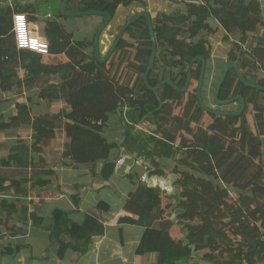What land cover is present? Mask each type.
I'll use <instances>...</instances> for the list:
<instances>
[{
    "label": "trees",
    "instance_id": "trees-1",
    "mask_svg": "<svg viewBox=\"0 0 264 264\" xmlns=\"http://www.w3.org/2000/svg\"><path fill=\"white\" fill-rule=\"evenodd\" d=\"M132 5L143 8L145 2L71 0L66 12L102 11L115 19L119 7ZM186 6L185 13L158 14L153 20L158 53L148 78L150 86L169 80L183 89L189 64L204 57L206 71L201 93L205 106L211 110L206 94L216 72L209 65L208 36L223 30L224 41H231L234 47L229 61L236 63L245 83L264 88V32L259 33L264 31L262 1L203 0L200 5ZM17 8L23 14L31 10V6ZM63 18L59 9L45 21V55L18 49L14 19L10 29L0 34V95H16L21 89L38 87L40 98L49 104L61 100L69 108V112L64 110L57 116H35L29 106L16 103L17 114L8 123L0 119V133L24 124L32 130L30 145L18 139L11 143L8 154L0 155V225L7 226L12 237H26L28 232L33 234L43 228L44 218L31 212L24 200L31 197L32 189L48 190L50 180L45 177L52 171L45 168L47 162L37 154L57 137L59 118L64 120L67 138L64 157L77 165L103 164L99 176L109 183L117 164L109 160L113 145L108 143L104 131L111 125V118L120 114L125 138L133 124L155 120V134L176 145L182 158L172 172L179 174L180 166L186 170L181 172V198L172 212L164 205V192L159 187H149L140 180L137 190L130 194L125 211L138 219L125 218L120 223L144 228L136 255L156 254L157 264H184L195 252H202L200 259L207 263L229 259L264 264V90L245 85L232 68L219 100L242 96L246 101L244 112L237 117L208 113L199 103L197 88L195 92L183 93L165 85L154 93L145 86L143 74L153 48L145 19L131 26L126 32L129 38L124 36L110 60L101 63L95 52L85 51L94 48V39L90 42L75 38L60 22ZM55 58L58 64L53 63ZM201 68L199 60L192 69L191 85L197 83L198 87ZM21 69L26 72L23 79L19 77ZM3 102L0 99V105ZM236 103L241 106L239 101ZM124 108L128 122L123 116ZM178 108L182 111L176 114ZM103 208L109 210L105 201L97 205V209ZM15 220L19 223L11 226ZM177 227L183 237L172 234ZM47 229L50 248L60 260L69 251L75 254V260L87 254L92 239L104 233L103 223L92 214L77 223L70 212L61 210L52 212ZM2 233L0 242L6 238ZM17 242L21 243L15 248L8 244L3 253L10 256L29 248L22 241Z\"/></svg>",
    "mask_w": 264,
    "mask_h": 264
},
{
    "label": "crops",
    "instance_id": "crops-1",
    "mask_svg": "<svg viewBox=\"0 0 264 264\" xmlns=\"http://www.w3.org/2000/svg\"><path fill=\"white\" fill-rule=\"evenodd\" d=\"M202 1L203 0H186V2H177L175 0H144L145 7L143 8L138 7L137 5H132L128 8L122 6L119 7L117 17L112 19L111 23L112 25L116 24L117 26L121 24L123 27L134 15L142 11H148L152 20H154L158 14L170 15L177 11L185 13L187 4L192 3L200 5ZM261 1L264 2V0ZM61 3L62 2L59 0L1 1L0 34L3 33L1 32L2 30L5 32L10 29L12 19H14L16 15H26L29 24V37L33 45V48L28 51L45 55L48 51V42L42 37V31L44 28L42 29L40 27V21L45 24L44 22L51 18V15L60 9ZM25 6H31V10L24 14L20 13L17 7ZM93 20L94 21L92 22L95 29H92L91 31L89 30V33H86V38L90 42L93 41L97 29L103 21L99 16L94 17ZM65 21L66 19L60 20L61 23ZM109 36L106 35L105 40L108 41L112 38V36ZM101 44L105 45L103 40H101L100 45ZM103 45H101V48H103ZM90 49L94 51L92 46L86 48L85 51L88 54H92ZM55 60L56 62L53 63L58 64V59L55 58ZM23 72L24 75L22 76L21 74ZM129 73L134 74V70L130 71L129 69ZM25 74V70L21 69L19 71V77L21 79L24 78ZM24 89H21L20 91L22 92L23 90L29 92L38 89L39 97L38 87L34 89ZM7 95L9 94H3L2 96L0 95V97L6 101L7 99L4 97ZM9 96L13 97L15 95ZM40 99L49 107H52L55 102L64 103L61 100H55L53 103L49 104L47 100ZM20 104L29 106L32 110V114L35 116L37 114L50 115L49 113L33 109L28 99L25 100V103ZM64 110L69 112V108L65 103L62 111ZM126 110L127 108L123 109V116L128 122L127 115H125ZM121 119L120 114L113 116L111 118V125L104 131V136L108 140V143L113 145V148L110 150L109 160L117 164L116 174L109 183L102 181L99 176L103 164L99 163L94 166L77 165L70 158L64 157V143L61 160L50 167L45 163V168L52 171L48 177H45L46 180H50V184L48 190L43 191V194L37 197V200L42 203L41 208L45 211L43 217H52V212L54 210H61L70 212L72 220L77 223H82L87 214H92L99 219L104 225V233L92 239L91 250L87 254L81 255L76 260L75 254L71 251L67 252L62 260L57 258L53 250L54 248H49L51 244L50 230H48L47 227H49L52 222V220H50L48 221L49 223L46 221L47 225L43 226V228L35 230V232L43 230L42 232L45 233L44 236L37 237L33 240L30 236L27 238L24 237L26 238L24 243L29 245V250L23 249L20 252H16L14 255L9 256L6 253H3V250L12 241L0 242V264H38L39 262L33 261L38 255L34 253L32 242L35 244V240L41 238L43 241H46L45 253H49L46 256L48 257V260L41 264H157L158 256L156 254L139 256L135 253L142 238L144 228L133 224L120 223V220L125 218H132L134 220L138 219L137 216L125 211V204L130 194L137 190L140 180L145 182L149 187L161 188L164 195L166 194L165 191H167L166 188H168L169 180L172 179L173 182L176 181V175L172 171L178 167V163H173L176 159H179V153L177 152L176 145L163 140L155 134V126H151L150 129L147 128L146 119L140 124H133V128L128 137L125 138V128L121 124ZM63 125L64 123L60 124L58 129L60 128L65 136ZM26 126L30 129L29 131H31L29 133V140H31L32 130L28 124L21 125L14 129L26 130ZM9 132L12 131L10 130ZM19 136L20 137H17L16 140L22 139L24 141L21 134H19ZM39 157H42L46 161L43 156ZM119 160H122L123 162L118 164L117 162ZM158 171L162 173H158ZM167 175L170 178L166 177ZM101 201H105L109 205V210L106 208H103L102 210L97 209V205ZM27 203L29 202L27 201ZM0 215H2L1 212ZM172 220L175 221L174 219ZM21 239L22 237L20 240ZM20 240L18 239L17 241ZM19 243L21 242H18V244ZM201 253L202 252H195L191 259L184 264H245L244 262L229 259H219L216 262L207 263L201 261ZM40 254L42 257V253ZM40 258L36 260H40Z\"/></svg>",
    "mask_w": 264,
    "mask_h": 264
},
{
    "label": "rangeland",
    "instance_id": "rangeland-1",
    "mask_svg": "<svg viewBox=\"0 0 264 264\" xmlns=\"http://www.w3.org/2000/svg\"><path fill=\"white\" fill-rule=\"evenodd\" d=\"M263 3V8H264V2ZM177 12H182V11H177ZM175 13V12H174ZM94 17H98V16H87V17H81V18H68L65 17L63 19H66L65 22H63V24L66 26V28L69 29V31H72L73 34H75V38L77 39H82V38H86L87 34L89 33L88 31L95 29V27L93 26V22L94 21ZM93 18V19H92ZM45 23V22H44ZM40 27L43 29L45 27V24L42 23V21H40ZM41 29V31H42ZM122 29V25L120 24L119 26H117L116 24L112 23L109 25V27L103 32V36H102V40L104 41L105 45H103V48L101 49V55L102 57L107 55V53L109 52V50L111 49V47L113 46L115 40L117 39L116 37L118 36L120 30ZM264 31L260 30V34H262ZM264 34V33H263ZM106 35H110L112 36V38H110L108 41L105 40ZM224 31L220 30L218 33L216 34H211L208 36L210 43H211V64L210 67L216 72L215 77L212 78L210 80V88L206 94L207 99H208V106L211 108V110L213 111H229V112H234L236 110L239 109V104L234 102L232 104L226 105V106H219L216 105V102L214 104V91L216 88V85L218 84L220 77L222 75L223 69L225 68V65L227 64V62L230 59V56L233 52V45L231 41H224ZM109 36V37H110ZM126 37L129 38L128 34H125ZM106 49V50H105ZM91 53L95 52L92 51L90 49ZM131 51V49H130ZM135 53V52H134ZM45 60H47V58H45ZM47 61H52V60H47ZM22 76L24 75V72L21 74ZM129 78V77H127ZM197 88V83H193L190 88L189 91L191 92H195ZM25 90V89H24ZM2 97H0L1 99ZM4 98H6L7 100L4 101L1 105H0V117L2 116L3 118V122L8 123L9 122V118L16 115L17 114V109H16V103H25V100L28 99L29 102L31 103V107L33 109H36L37 111L40 112H44V113H49L50 115H55L57 116L62 109L64 108V103L62 102H55L52 107H49L48 105H46V103L43 101H41V99L38 97V89L26 92L23 91L22 92H18V94H16L15 96H5ZM36 105V107H35ZM182 108H178L175 113L179 114L181 113ZM206 119H208L207 117H205V121ZM60 123H58V126L62 123H64V120L62 118H59ZM154 121H146V126L148 129H150L151 126H154ZM30 129L26 126V130H19V129H13L11 130L12 132L10 133L9 131H7L6 133H0V155H5L8 154L6 153V151L8 149L11 148V143L16 142V138L20 137L19 134H21L22 138L24 139L25 143H29V145L31 144L30 142V138H29V133L31 131H29ZM57 138L55 140H53L49 146L47 148H43L41 153H38V157L39 156H43L46 161L48 166L50 167L51 165H55L57 164L60 160H61V153H62V149H63V144L66 143V138L64 136V133L62 130H60V128L58 129L57 132ZM5 136H9L7 138H5ZM263 156H264V149H263ZM181 156L179 155V159L173 163H180L181 160ZM264 162V159H263ZM180 165V164H179ZM180 173L177 174L176 177V181L173 182V180H169V184H168V188L167 191H165V195H164V205L168 206V208H171L170 211L172 212V210L174 211L178 200L181 198V191H182V184H181V172L182 171H186L185 169H183V167L180 166L179 168ZM29 172L31 173L32 170H29ZM174 176V175H173ZM168 178H170L168 175L166 176ZM31 185V183H30ZM44 190V189H41ZM31 197L25 200V204L29 206V209L31 212H37L40 214V216L43 217V213L45 212L41 207H42V203L37 200V197H39L40 195L43 194L42 192H39L38 189H32L31 190ZM27 201L29 203H27ZM176 214L174 213V215H172V219L175 220ZM45 221H50L52 220V217L47 216V217H43ZM19 223L18 220H15L13 223L11 222L10 225L14 226L17 225ZM30 223H32V221H30ZM49 223V222H48ZM47 225L46 222H44V224L42 226ZM7 226L5 225H0V231H3V235H5V239L2 240L4 242H8V241H12L10 242L11 245H13L12 247L15 248L16 245H18V242H16L18 239H20L22 237V243H24L26 241L27 237H32V240L40 237V236H44L45 233L41 231H36L33 234L30 232L27 233L26 238H24L23 236H17V237H12L13 236V232L9 231L6 229ZM18 227V226H17ZM172 234L174 236H176L177 238L183 237V232L181 233L180 228H175L174 230H172ZM1 241V242H2ZM43 239H36L35 240V244L33 243V249H34V253L37 256L36 259H39L41 257L42 253V257L40 258V260H36L33 259L34 262H39L38 264H41L43 262H46V260H48V257H46L49 253H45V246H46V241H43ZM29 246V245H28ZM50 248V246H49ZM5 250V249H4ZM25 250H29V248L25 249ZM45 254H44V253Z\"/></svg>",
    "mask_w": 264,
    "mask_h": 264
},
{
    "label": "water",
    "instance_id": "water-1",
    "mask_svg": "<svg viewBox=\"0 0 264 264\" xmlns=\"http://www.w3.org/2000/svg\"><path fill=\"white\" fill-rule=\"evenodd\" d=\"M71 0H63L60 6V13L64 16V17H68V18H81V17H87V16H99L103 19L101 25L98 27L97 32L95 34L94 37V51H95V57L96 59L101 62V63H105L107 61L110 60V58L113 56V54L115 53L116 49L118 48L119 44L121 43L122 39L124 38L127 30L133 26L136 22H138L141 19H145L146 22L148 23V27H149V32H150V36L153 42V48H152V54L149 60V64L148 67L146 69V72L143 74V82L145 84V86L152 92L154 93H158V91L165 85H169L172 88H174L175 90L179 91V92H187L189 87H190V83H191V74H192V68L194 66V64L197 61H201L202 62V68H201V74H200V82L197 88V95L199 98V103L200 105L204 108V110L208 113H212V114H216V115H222V116H240L245 108H246V101L242 96H237L233 99L227 100V101H220L219 100V94H220V90L221 87L228 75V72L230 71V69H235V71L237 72L240 80L242 82L245 83V81L243 80L242 76H241V72L239 70V68L237 67L236 63L233 61H228L223 72L221 75V78L216 86L215 92H214V101L216 102V105L219 106H226L229 104H232L236 101H239L241 103L240 109L237 112H226V111H213V110H209L204 102H203V98H202V85L204 82V76H205V71H206V60L204 57H197L195 59H193L191 61V63L189 64L188 67V76H187V81H186V85L183 89H179L177 88L173 83H171V81L169 80H163L161 81L158 85H156L155 87L150 86L148 78L150 73L153 71L155 63H156V58H157V53H158V44L156 42L155 39V34H154V27H153V20L152 17L150 15V13L148 11H142L136 15H134L120 30L117 39L115 40L113 46L111 47V49L109 50V52L107 53V55H105V57H102L101 55V51H100V38L103 34V32L109 27V25L111 24V21L113 19L112 15L109 14L108 12H102V11H86V12H80V13H75V14H68L66 12V8L68 3ZM245 85L247 86H251L254 88H258V89H263L262 87H257L254 85H249L247 83H245Z\"/></svg>",
    "mask_w": 264,
    "mask_h": 264
},
{
    "label": "built area",
    "instance_id": "built-area-1",
    "mask_svg": "<svg viewBox=\"0 0 264 264\" xmlns=\"http://www.w3.org/2000/svg\"><path fill=\"white\" fill-rule=\"evenodd\" d=\"M28 25V19L26 15L20 14L14 17V31L18 49L31 50L33 48L31 39L29 37ZM122 162V160H119L117 163L121 164Z\"/></svg>",
    "mask_w": 264,
    "mask_h": 264
},
{
    "label": "flooded vegetation",
    "instance_id": "flooded-vegetation-1",
    "mask_svg": "<svg viewBox=\"0 0 264 264\" xmlns=\"http://www.w3.org/2000/svg\"><path fill=\"white\" fill-rule=\"evenodd\" d=\"M195 65V64H194ZM189 67V66H188ZM193 69V68H192ZM190 85H191V83H190ZM190 88V87H189ZM198 88V87H197ZM189 90V89H188ZM155 126V125H154ZM156 127V126H155Z\"/></svg>",
    "mask_w": 264,
    "mask_h": 264
}]
</instances>
